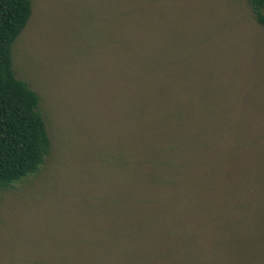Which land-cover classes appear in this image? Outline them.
I'll return each mask as SVG.
<instances>
[{"label":"rangeland","instance_id":"374dc122","mask_svg":"<svg viewBox=\"0 0 264 264\" xmlns=\"http://www.w3.org/2000/svg\"><path fill=\"white\" fill-rule=\"evenodd\" d=\"M30 2L12 67L50 151L0 188V264H264L248 0Z\"/></svg>","mask_w":264,"mask_h":264},{"label":"trees","instance_id":"16d2710c","mask_svg":"<svg viewBox=\"0 0 264 264\" xmlns=\"http://www.w3.org/2000/svg\"><path fill=\"white\" fill-rule=\"evenodd\" d=\"M248 5L255 20L264 25V0H248ZM31 11L30 0H0V188L10 187L38 169L50 151L40 98L15 76L12 67V45ZM252 244L255 247L247 241L244 248ZM251 257L243 263L262 264L253 254Z\"/></svg>","mask_w":264,"mask_h":264}]
</instances>
